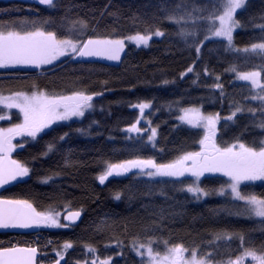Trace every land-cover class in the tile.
<instances>
[{
  "label": "trees",
  "instance_id": "trees-1",
  "mask_svg": "<svg viewBox=\"0 0 264 264\" xmlns=\"http://www.w3.org/2000/svg\"><path fill=\"white\" fill-rule=\"evenodd\" d=\"M55 2L53 9L36 0H0V26L59 30L67 20L81 19L96 30L90 35L116 39L156 28L165 35L152 40L146 48L127 46L119 61L65 58L41 70L0 69L3 95L30 91L34 83L57 94L72 90L102 93L94 97L93 109L83 118L53 125L35 140L23 137L17 141L13 157L29 168V175L0 195L27 200L37 211L56 208L61 222L65 212L81 211V223L67 228L42 227L24 235L2 233L0 247H35L40 253L39 264H50L58 258L56 251L70 241L73 248L66 253L65 264H84L97 256L101 260L111 257V264H146L132 245L134 241L147 244L152 238L155 252L163 253V242L167 241L169 247L182 244L188 250L198 249L199 257L211 253L212 262L222 263L241 255L235 234L242 233L245 247L264 252V220L249 217L242 201L218 197L211 191L227 181L222 176L205 174L201 186L210 195L203 200L179 191V183L150 179L136 169L124 176L109 177L104 184L97 179L106 162L153 158L157 163H167L183 153L199 151L203 130L181 124L177 119L181 108L198 107L205 114L219 113L216 143L221 147L237 140L248 145L264 140V128L259 126L264 121L260 102L251 99L249 82L237 80L231 71L233 67L241 72L260 70L264 59L251 53L237 54L227 49L226 42L218 41L205 42L197 59L194 49L177 35L179 26L167 16L184 15L185 9L204 6L208 0ZM237 18L241 27L233 33L235 48L261 42L257 25L264 24V0H247ZM190 66L193 72L181 77ZM216 76L223 84V96L219 89L211 87ZM145 101H150L152 107L145 109L141 118L139 109L131 105ZM237 106L244 110L226 120ZM250 108L257 111L249 112ZM0 115L10 117L0 120L2 128L22 121L17 109L9 111L0 106ZM137 119L138 127L144 129L143 142L136 133L126 132ZM149 128L157 131L155 147L147 143ZM61 136L64 138L59 139ZM49 144L54 145L51 151ZM48 177L51 179L45 183ZM241 187L244 192L264 196V183ZM116 192L123 193L120 200L114 199ZM223 232L233 234V239L216 240V234ZM85 245L95 247L96 253H89Z\"/></svg>",
  "mask_w": 264,
  "mask_h": 264
},
{
  "label": "snow or ice",
  "instance_id": "snow-or-ice-1",
  "mask_svg": "<svg viewBox=\"0 0 264 264\" xmlns=\"http://www.w3.org/2000/svg\"><path fill=\"white\" fill-rule=\"evenodd\" d=\"M36 2L53 9L57 6L55 0H36ZM246 4L247 0H208L204 6H194L191 11L185 9V14L180 16L169 14L167 19L179 26L177 35L194 49L197 59L201 48L208 41L226 42L227 49L237 54L251 53L264 59V24L257 25L261 32V42L252 43L243 49L235 48L233 45V33L241 27L237 13L245 9ZM32 23L34 25V22ZM45 24L50 25L51 21H45ZM90 31L94 33L96 30L90 29L87 21L81 19L67 20L59 30H50L41 26L31 28L0 26V68L18 66L42 68L45 65H53L62 57L70 60L95 58L119 61L127 46L126 40L133 42L137 47L141 45L146 47L153 36L165 35L163 31L156 28L146 33L136 32L125 38L113 39L107 36L90 35ZM204 71L207 74V69ZM231 71L235 72L237 80L249 82L253 91L251 99L260 102V111L264 115V83L261 82L264 77V67L247 72L237 71L233 67ZM190 72H193L192 66L180 75L183 77ZM219 81L220 77L216 76L211 87L219 89L223 96V84ZM257 89L259 92L255 91ZM96 95H102V93L89 94L83 90H72L69 94H57L41 89L35 83L30 91H18L7 96L0 93V106L9 111L18 109L22 115L20 123L8 128H0V187L29 175V168L12 158V153L18 147L13 143L17 137L35 140L58 122L69 121L74 117L83 118L86 112L93 109V100ZM131 106L139 109L142 118L145 109H150L152 104L150 101H145ZM243 110L237 106L235 111L225 119L230 121ZM248 111L255 113L257 110L250 108ZM179 112L181 113L177 116L179 121L194 128L204 129V135L199 140L201 146L199 151L183 153L167 163H157L153 158L127 159L118 163L106 162L104 169L97 177L99 183L104 184L109 177L124 176L136 169L139 175L150 179L159 178L165 182L179 183V191L190 193L194 199L200 200L210 195V191L201 186V178L206 173H221L228 178L227 181L218 189L211 191L221 196L229 195L235 201H242L249 217L264 220V196L244 192L241 187L246 182L264 181V140L253 145L237 140L235 143L221 147L216 143L217 124L221 119L219 113L204 115L199 108L195 107L181 108ZM6 118L10 117L0 115V120ZM139 124L140 119H137L126 129V132L136 133L140 136V142H143L141 134L144 129L138 127ZM259 126L264 128V121H261ZM148 131L150 134L147 136V143L155 147L157 131L155 128H149ZM67 135V133L64 134V136ZM64 136L59 139H63ZM19 146L22 147V145ZM53 147L54 145L49 144V151ZM49 179L51 177L46 178L44 182L47 183ZM122 195L123 193L116 192L114 199L120 200ZM60 215L56 208L50 207L46 211H37L27 200H10L0 197V228L69 227V224L60 222ZM80 215V211L71 212L66 219L75 222ZM235 235L240 242L242 253L235 259H229L227 264H243L247 257H251L255 264H264V252L258 253L254 248L245 247L244 235L242 233ZM215 239L231 241L233 234L218 233ZM153 243L154 239L150 238L147 244H138L134 241L132 245L138 256H147V264H210L211 253L198 257V249L194 248L186 258L185 253L189 250L184 245L174 244L169 247L167 241H164L166 252L161 255L159 252H154ZM85 247L89 253L95 254L97 251L93 246L85 245ZM72 248V242H64L62 248L56 251L58 259L54 264H60L68 250ZM36 257L37 248L34 247H0V264H36ZM111 260V257L101 260L97 256L91 261H85L84 264H111Z\"/></svg>",
  "mask_w": 264,
  "mask_h": 264
},
{
  "label": "water",
  "instance_id": "water-1",
  "mask_svg": "<svg viewBox=\"0 0 264 264\" xmlns=\"http://www.w3.org/2000/svg\"><path fill=\"white\" fill-rule=\"evenodd\" d=\"M23 1H31V0H23ZM23 137H17L13 143H15L16 141L20 140ZM12 158L15 159L13 157V153H12ZM16 160V159H15ZM21 180V177L18 178L17 180H14L12 182H10L9 184H5L3 187H0V195L7 190L8 188L12 187L13 185H15L16 183H18ZM1 197V196H0ZM3 198V197H2ZM8 199V198H5ZM13 200V199H10ZM71 212H75V211H67L62 215V222L63 224H69V227H75L77 225H79L83 219V213L81 212L80 218L78 220H76L75 222L69 221L66 219V217L71 213ZM41 227H33V228H0V234L2 233H9V234H18V235H24V234H28V233H33L35 231H37L38 229L42 228ZM16 247H22V248H31V247H27V246H16ZM35 248V247H34ZM39 256L40 253L37 249V257H36V264H39L38 260H39ZM58 259V258H57ZM55 262V261H54ZM54 262L50 263V264H54ZM66 263V256L64 258V260L60 261V264H65Z\"/></svg>",
  "mask_w": 264,
  "mask_h": 264
},
{
  "label": "rangeland",
  "instance_id": "rangeland-1",
  "mask_svg": "<svg viewBox=\"0 0 264 264\" xmlns=\"http://www.w3.org/2000/svg\"><path fill=\"white\" fill-rule=\"evenodd\" d=\"M238 29V28H237ZM236 29V30H237ZM128 37V36H127ZM125 38V37H124ZM159 38H161V37H156V36H153V38H152V40H154V39H159ZM151 40V41H152ZM151 41H149V44H148V46L150 45V43H151ZM126 45L127 46H130V45H132V46H135V47H137L133 42H131V41H127L126 40ZM126 46V47H127ZM148 46H146V47H148ZM125 47V48H126ZM145 46H143V45H141V46H139L138 48H146ZM66 57H62L59 61H61V60H63V59H65ZM59 61H56L54 64H56L57 62H59ZM53 64V65H54ZM50 66H52V65H45V66H43L42 68H33V67H26V68H28V69H34V70H41V69H43V68H46V67H50ZM20 66H18V67H16V68H19ZM21 68V67H20ZM0 69H7V70H10V69H15V68H0ZM5 96H7V95H5ZM188 108H192V107H188ZM195 108H198V107H195ZM200 109V111L204 114V115H210V114H205L203 111H202V109L201 108H199ZM18 110V109H17ZM79 119H81V118H72V120H79ZM72 120H69V121H62V122H58L57 124H55V125H58V124H66V123H69V122H71ZM181 124H183V125H186V126H188V127H192V126H190V125H188V124H185V123H182L181 121H179ZM0 128H2V127H0ZM192 128H194V127H192ZM199 129H202V128H199ZM203 130V135H204V129H202ZM19 141V140H18ZM17 142V141H16ZM15 142V143H16ZM14 143V144H15ZM212 174H215V175H219V176H222V177H224V178H226V180L228 179L227 177H225V176H223V174H221V173H212ZM26 177V176H25ZM25 177H21V179H24ZM203 179V177L201 178V180ZM249 183H253V184H259V183H264V181H254V182H246V184H249ZM218 197H228V198H231L232 199V197L231 196H229V195H224V196H221V195H217ZM206 197H203L202 199H200V200H203V199H205ZM61 217V216H60ZM59 217V219H60V222H61V218ZM254 218H257V219H261V218H258V217H254ZM62 224H63V222H61ZM152 247H153V244H152ZM141 251H143V250H141ZM155 252V251H154ZM166 252V250L163 252V253H160L161 255H163L164 253ZM190 252H191V250H189L188 252H186L185 253V256H186V258L190 255ZM197 255H198V253H197ZM142 257V256H141ZM199 257V256H198ZM144 260H145V263L147 264V256L145 255V256H143L142 257ZM210 264H227V261H225V262H222V263H214V262H212L211 261V259H210ZM243 264H255V262L254 261H252V259H251V257H247V258H245V260H244V262H243Z\"/></svg>",
  "mask_w": 264,
  "mask_h": 264
}]
</instances>
